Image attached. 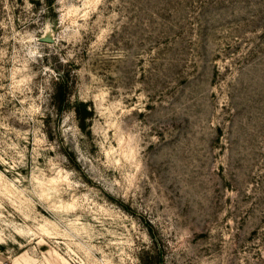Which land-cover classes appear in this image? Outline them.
Segmentation results:
<instances>
[{
	"label": "rangeland",
	"instance_id": "obj_1",
	"mask_svg": "<svg viewBox=\"0 0 264 264\" xmlns=\"http://www.w3.org/2000/svg\"><path fill=\"white\" fill-rule=\"evenodd\" d=\"M49 1L0 0V264H264V0Z\"/></svg>",
	"mask_w": 264,
	"mask_h": 264
},
{
	"label": "trees",
	"instance_id": "obj_2",
	"mask_svg": "<svg viewBox=\"0 0 264 264\" xmlns=\"http://www.w3.org/2000/svg\"><path fill=\"white\" fill-rule=\"evenodd\" d=\"M52 0L49 1V9H52L51 5ZM66 82V79L64 76H62V80L59 81V85L55 91V99L58 100V109L60 110L62 108V105L60 102H62L63 99H65L66 96V88L64 86ZM62 96V97H61ZM76 113L81 117V118H86L88 117V114H90V111L87 109L86 104L84 102H80L76 107H75Z\"/></svg>",
	"mask_w": 264,
	"mask_h": 264
},
{
	"label": "water",
	"instance_id": "obj_3",
	"mask_svg": "<svg viewBox=\"0 0 264 264\" xmlns=\"http://www.w3.org/2000/svg\"><path fill=\"white\" fill-rule=\"evenodd\" d=\"M43 38H44V40L52 41V38H51L50 36L48 37V36L46 35V36L43 37Z\"/></svg>",
	"mask_w": 264,
	"mask_h": 264
}]
</instances>
